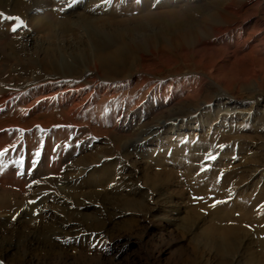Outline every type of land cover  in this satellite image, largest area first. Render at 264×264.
<instances>
[{
    "label": "rangeland",
    "instance_id": "obj_1",
    "mask_svg": "<svg viewBox=\"0 0 264 264\" xmlns=\"http://www.w3.org/2000/svg\"><path fill=\"white\" fill-rule=\"evenodd\" d=\"M137 1L88 23L93 34H35L26 22L13 33L28 50L21 70L44 83H82L88 35L121 51L118 73L146 83L107 93L84 83L90 101L72 114L56 96L34 112L0 105V264H264V83L235 38L198 44L211 13L170 23L136 12Z\"/></svg>",
    "mask_w": 264,
    "mask_h": 264
},
{
    "label": "bare ground",
    "instance_id": "obj_2",
    "mask_svg": "<svg viewBox=\"0 0 264 264\" xmlns=\"http://www.w3.org/2000/svg\"><path fill=\"white\" fill-rule=\"evenodd\" d=\"M186 1L188 0H159V2L138 0L133 8L138 13H146L149 18H162L166 22L179 24L193 22L194 14L202 9L211 13V16L204 17L200 21L198 44L206 47L219 40L224 43L235 38L238 45L247 49L245 57L251 60L252 72L255 75L252 80H260L264 83V8L261 3L252 4L249 0H196L197 6L191 7L186 4ZM84 2L85 0H0V13H3L4 17H20L35 34L47 32L50 36L58 37L72 29L74 31L86 30L89 33L91 28L88 29L90 27L88 23H103L112 17L122 15L129 5L128 0H93L96 6L85 12ZM65 4L70 6L73 4V6L69 7ZM199 4L203 6L200 7ZM163 7L167 9L165 13H154ZM52 8L64 10V18L59 22L57 18L55 22L54 17L45 16V12ZM32 10L35 16L29 14ZM72 15L78 16L71 19ZM14 23L18 21L0 18V105L4 108L3 110L11 109V102L18 99L19 103L24 105L27 103L28 109L34 112L56 96L62 100V104L69 107V113L72 114L90 101L88 92L84 94L85 97L82 96L84 83H94L105 89V93L118 83H126L128 87L138 84L142 86L146 83L145 79L139 80L132 75L118 73V66L122 63L123 57L121 51L111 53L103 49L93 35H88L87 38L88 47L92 52V61L87 70L80 71L78 79L82 83L74 84L67 81L69 77L67 75L64 78H51L44 83L46 79L21 70L28 50L26 44L23 41H17L14 32L11 31ZM22 28L24 27L18 30ZM223 51L224 54H230L227 48ZM48 56L47 63L55 72L59 71L63 60L57 49L49 51ZM102 72L105 76L101 75ZM148 74L151 73L148 72ZM56 85L59 86L56 87V95H53L52 89ZM22 90H24L23 93H19ZM163 92L166 93L164 90ZM31 97L35 99L33 102H31ZM225 111L234 112L235 110L227 107ZM181 127L175 124L170 131L174 135H179ZM149 143L144 142L143 148Z\"/></svg>",
    "mask_w": 264,
    "mask_h": 264
},
{
    "label": "snow or ice",
    "instance_id": "obj_3",
    "mask_svg": "<svg viewBox=\"0 0 264 264\" xmlns=\"http://www.w3.org/2000/svg\"><path fill=\"white\" fill-rule=\"evenodd\" d=\"M157 2H159V0H157ZM0 18L6 19L8 21H18V23H14L11 28V31L13 32H16L21 27H26V25L24 24L23 20L20 17H13V16L4 17V14L0 13ZM0 155H2V153H0Z\"/></svg>",
    "mask_w": 264,
    "mask_h": 264
}]
</instances>
